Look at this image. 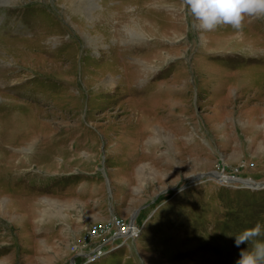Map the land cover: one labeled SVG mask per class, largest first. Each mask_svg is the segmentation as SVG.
<instances>
[{
	"label": "rangeland",
	"instance_id": "374dc122",
	"mask_svg": "<svg viewBox=\"0 0 264 264\" xmlns=\"http://www.w3.org/2000/svg\"><path fill=\"white\" fill-rule=\"evenodd\" d=\"M192 23L182 0L0 2V264H237L236 235L264 241L241 183H264V18Z\"/></svg>",
	"mask_w": 264,
	"mask_h": 264
},
{
	"label": "clouds",
	"instance_id": "9594fccd",
	"mask_svg": "<svg viewBox=\"0 0 264 264\" xmlns=\"http://www.w3.org/2000/svg\"><path fill=\"white\" fill-rule=\"evenodd\" d=\"M182 10L193 18L192 27L214 31L220 26L242 30L245 21L264 18V0H182ZM262 234L261 224L243 230L235 236V246L250 244L242 249L237 264H264V241L256 240Z\"/></svg>",
	"mask_w": 264,
	"mask_h": 264
},
{
	"label": "bare ground",
	"instance_id": "6f19581e",
	"mask_svg": "<svg viewBox=\"0 0 264 264\" xmlns=\"http://www.w3.org/2000/svg\"><path fill=\"white\" fill-rule=\"evenodd\" d=\"M8 0H0V2H4V3H6ZM70 3H71V1H70ZM73 3V2H72ZM71 5V4H70ZM76 9H78V7L76 8ZM216 173H218V172H216ZM215 173V174H216ZM217 179L218 178H221V176H215ZM228 180H232V179H230V178H228ZM227 180V181H228ZM248 182H249V180H245V181H243V180H241V183L242 184H244V185H248ZM249 186H254V185H250L249 184ZM134 227H133V225H130L129 227H126V228H120V230H119V234L120 235H130V236H134ZM131 237V238H132Z\"/></svg>",
	"mask_w": 264,
	"mask_h": 264
},
{
	"label": "water",
	"instance_id": "95a60500",
	"mask_svg": "<svg viewBox=\"0 0 264 264\" xmlns=\"http://www.w3.org/2000/svg\"><path fill=\"white\" fill-rule=\"evenodd\" d=\"M253 184V183H252ZM254 186H249V185H247V186H249V187H252V188H255V189H259V188H263L264 187V183H254L253 184ZM137 212H138V210L135 212V214L133 215V217H132V222L135 220V218H136V216H137Z\"/></svg>",
	"mask_w": 264,
	"mask_h": 264
},
{
	"label": "built area",
	"instance_id": "2783aa9c",
	"mask_svg": "<svg viewBox=\"0 0 264 264\" xmlns=\"http://www.w3.org/2000/svg\"><path fill=\"white\" fill-rule=\"evenodd\" d=\"M95 253H96V252H95ZM91 254H92V253H88V258H90ZM89 255H90V256H89Z\"/></svg>",
	"mask_w": 264,
	"mask_h": 264
}]
</instances>
